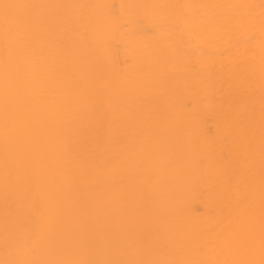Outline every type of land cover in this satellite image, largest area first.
I'll return each mask as SVG.
<instances>
[{
	"label": "bare ground",
	"instance_id": "bare-ground-1",
	"mask_svg": "<svg viewBox=\"0 0 264 264\" xmlns=\"http://www.w3.org/2000/svg\"><path fill=\"white\" fill-rule=\"evenodd\" d=\"M0 264H264V0H0Z\"/></svg>",
	"mask_w": 264,
	"mask_h": 264
}]
</instances>
